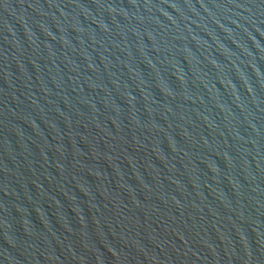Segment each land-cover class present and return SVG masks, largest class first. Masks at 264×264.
Here are the masks:
<instances>
[{"label":"water","instance_id":"water-1","mask_svg":"<svg viewBox=\"0 0 264 264\" xmlns=\"http://www.w3.org/2000/svg\"><path fill=\"white\" fill-rule=\"evenodd\" d=\"M0 264H264V0H0Z\"/></svg>","mask_w":264,"mask_h":264}]
</instances>
